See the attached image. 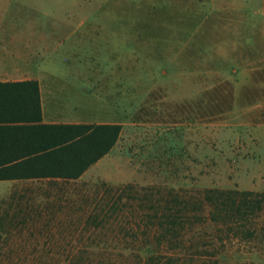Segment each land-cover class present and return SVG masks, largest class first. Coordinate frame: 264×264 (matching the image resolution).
<instances>
[{
	"label": "rangeland",
	"instance_id": "374dc122",
	"mask_svg": "<svg viewBox=\"0 0 264 264\" xmlns=\"http://www.w3.org/2000/svg\"><path fill=\"white\" fill-rule=\"evenodd\" d=\"M18 1L24 21L121 27L120 61L96 39L92 60L44 67L122 72L103 80L118 83L124 124L98 174L13 202L0 185V264H264V204L230 229L195 210L177 248L158 244L153 209L206 188L264 193V61L231 44L264 41V0Z\"/></svg>",
	"mask_w": 264,
	"mask_h": 264
},
{
	"label": "crops",
	"instance_id": "0c3cea01",
	"mask_svg": "<svg viewBox=\"0 0 264 264\" xmlns=\"http://www.w3.org/2000/svg\"><path fill=\"white\" fill-rule=\"evenodd\" d=\"M19 6L18 0H0V82L37 81L41 122L44 124H118L122 129L124 109L122 103H118V98L122 99L118 83L103 80L105 77H122V72L91 70L85 63L79 69L54 71L44 67V62L53 59V55L62 60H92L89 47L90 42L96 39L103 42L96 49L101 53V60L120 61L123 52L114 43L124 36L117 31L121 27L116 23L79 22L73 26L68 23L53 22L45 25L24 21L17 13L11 12L13 7ZM62 29L68 30L65 39L74 38L72 43L48 40L49 36L54 35L52 30ZM263 43L264 41H259L253 45L249 42L241 48L237 41L231 42L237 53L246 60L260 62L264 61V47L256 45L264 46ZM118 139L106 155L78 178L45 175L0 179V185L7 189V193L13 198L12 202L16 197H44L62 183L78 181L100 173V165L111 157ZM17 153L19 150L12 146L10 138H6L0 148V156L8 158ZM6 166L3 165L4 168Z\"/></svg>",
	"mask_w": 264,
	"mask_h": 264
},
{
	"label": "trees",
	"instance_id": "16d2710c",
	"mask_svg": "<svg viewBox=\"0 0 264 264\" xmlns=\"http://www.w3.org/2000/svg\"><path fill=\"white\" fill-rule=\"evenodd\" d=\"M120 131L118 124H44L37 81L0 82V148L10 138L19 150L8 158L0 156V179L78 178L111 150ZM263 204L264 193L246 190L206 188L200 203L171 196L153 205L156 240L180 247L186 226L201 217L190 216L197 209L207 210L204 219L230 229L231 222L244 223Z\"/></svg>",
	"mask_w": 264,
	"mask_h": 264
}]
</instances>
